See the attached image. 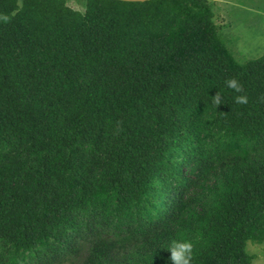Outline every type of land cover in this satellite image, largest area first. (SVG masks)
<instances>
[{
    "label": "trees",
    "instance_id": "trees-1",
    "mask_svg": "<svg viewBox=\"0 0 264 264\" xmlns=\"http://www.w3.org/2000/svg\"><path fill=\"white\" fill-rule=\"evenodd\" d=\"M76 5L0 0V264H170L185 237L252 264L264 56L237 62L208 0Z\"/></svg>",
    "mask_w": 264,
    "mask_h": 264
},
{
    "label": "rangeland",
    "instance_id": "rangeland-1",
    "mask_svg": "<svg viewBox=\"0 0 264 264\" xmlns=\"http://www.w3.org/2000/svg\"><path fill=\"white\" fill-rule=\"evenodd\" d=\"M82 6L84 0H68ZM221 39L240 64L264 56V0H208ZM76 5V6H78ZM79 8V7H78ZM252 264H264V241L249 243Z\"/></svg>",
    "mask_w": 264,
    "mask_h": 264
},
{
    "label": "clouds",
    "instance_id": "clouds-1",
    "mask_svg": "<svg viewBox=\"0 0 264 264\" xmlns=\"http://www.w3.org/2000/svg\"><path fill=\"white\" fill-rule=\"evenodd\" d=\"M225 86L228 89L233 90L235 93H243V85L235 77L226 79L224 81ZM248 98L244 94H239L234 96L235 104H247ZM212 103L219 106L223 103V97L221 94L217 93L212 97ZM194 241L185 237L181 240H173L169 246V251L171 253L169 260L170 264H191L193 259L194 251Z\"/></svg>",
    "mask_w": 264,
    "mask_h": 264
},
{
    "label": "water",
    "instance_id": "water-1",
    "mask_svg": "<svg viewBox=\"0 0 264 264\" xmlns=\"http://www.w3.org/2000/svg\"><path fill=\"white\" fill-rule=\"evenodd\" d=\"M117 1L136 3V2H146L150 0H117Z\"/></svg>",
    "mask_w": 264,
    "mask_h": 264
}]
</instances>
